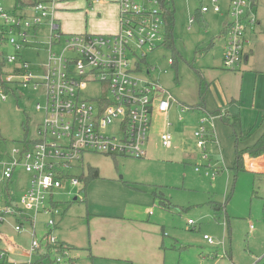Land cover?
<instances>
[{
	"label": "rangeland",
	"instance_id": "1",
	"mask_svg": "<svg viewBox=\"0 0 264 264\" xmlns=\"http://www.w3.org/2000/svg\"><path fill=\"white\" fill-rule=\"evenodd\" d=\"M2 3L9 9L15 0ZM218 4L225 9L228 0ZM172 6L174 44H161L149 51L141 75L157 80L177 99L178 104L173 103L168 112L169 129L175 135L173 146H163L155 133L147 143L146 157L85 154L84 171H71L78 177L84 175L85 182L66 185L53 195L55 209L64 215L54 234L58 240L76 245L71 249L73 264H256L264 255L263 188L256 173L241 170L235 174L232 168L236 134L245 135L238 144L245 149L264 132V33L252 38L254 52L249 63L229 69L222 64L225 16L215 12L214 0H172ZM203 7L208 9L202 13L206 28L196 18ZM114 10L94 7L89 16ZM258 17L263 29L264 0H259ZM58 21L64 28L65 19ZM86 30L92 33L90 26ZM39 36L47 38V29ZM213 41L217 42L211 46ZM46 45L38 43L21 51L35 72H41L47 60ZM3 49L12 51L6 43ZM148 66L154 67L150 73ZM202 80L207 86L204 100L199 93ZM6 93V100L0 94V210L5 206L7 186L2 180L3 164L13 148L22 149L24 142L37 139L44 112L36 104L46 101L45 89L36 90L32 85H18ZM181 102L204 107L186 106L179 113ZM200 125L211 130L204 150L195 136ZM163 127L160 118L156 131ZM92 169L99 170L98 178H90ZM28 185L27 173L18 168L9 182L14 202L20 201ZM83 187L84 201L77 197ZM214 202L226 203V208L216 211ZM25 210L36 217L35 228L26 222L17 231L13 217L0 219V249L7 250L15 263L28 261L33 239L42 241L49 232L47 214L35 216L33 208ZM204 234L213 238L214 245ZM39 251L32 260L35 264L42 260L39 253L41 257L52 255L45 242ZM44 263L50 264V260L44 258Z\"/></svg>",
	"mask_w": 264,
	"mask_h": 264
},
{
	"label": "built area",
	"instance_id": "2",
	"mask_svg": "<svg viewBox=\"0 0 264 264\" xmlns=\"http://www.w3.org/2000/svg\"><path fill=\"white\" fill-rule=\"evenodd\" d=\"M214 1V10L219 12L220 6ZM254 3L255 0L230 2L231 21L223 58L226 68L237 69L244 60L247 24L257 21ZM118 4L117 32L63 33L55 14L57 0H35L29 7L31 11L26 7L25 12L18 3L15 8L19 12L9 11L0 0L1 98L6 100V92L18 89V85H32L36 90L44 88L46 96L45 103L36 104V108L44 112L39 136L24 142L22 149L13 148L3 164V181L9 183L18 168L28 173L30 179L19 202L7 200L0 210V219L14 216L18 219L17 231L24 227V222L35 228L36 217L25 210L33 208L35 216L48 215L49 228L42 241L33 239L28 261L12 262L7 250L0 249V264H35L33 257L44 242L51 247L52 255L41 257L39 253L38 258L43 261L48 258L50 264L70 260V247L54 234L61 215L55 209L57 202L53 195L66 185L82 183L71 171L82 168L85 154L146 157L151 131L160 118L164 123L159 132L161 144L165 147L173 144L168 112L173 103H178L177 99L157 80H147L141 75L147 53L165 41L163 0H118ZM202 10L208 9L203 7ZM44 29H47L46 40L39 36ZM43 42L47 44V60L41 72H35L30 61L21 56V51ZM5 43L12 51L3 49ZM152 69L153 66H148L147 73ZM90 87L95 93L90 94ZM179 105L184 111L186 106ZM202 123L205 124V120ZM209 132L204 125L195 131L198 146L203 150ZM83 191L82 188L77 196L82 201L85 200ZM189 223L194 221L190 219ZM204 238L214 244L208 234ZM6 241L13 242L8 238Z\"/></svg>",
	"mask_w": 264,
	"mask_h": 264
},
{
	"label": "crops",
	"instance_id": "3",
	"mask_svg": "<svg viewBox=\"0 0 264 264\" xmlns=\"http://www.w3.org/2000/svg\"><path fill=\"white\" fill-rule=\"evenodd\" d=\"M216 1H217L216 3L219 2V0H216ZM168 2L170 4L169 6L173 7L172 6V0H169ZM230 2H231V0H228V4L226 5L225 9H222L219 12L215 11L216 13H219L223 17L225 16V22H224V25H223L224 31L227 29V27H228V25L230 24V21H231ZM17 3L20 4L22 8L26 9V7L29 8L32 5V0H15L14 6L12 8H9V9L6 8V9L9 10V11H12V12L20 11L19 9L15 8ZM109 4H111V5H109ZM57 6H58V9H57L55 14H56L57 22L60 25L61 30H62L63 33L88 32L86 29L89 26L91 28L92 33L107 34V33H115V32H117L119 30V4H118V0H111V1H109V0H57ZM106 6H110L111 9L115 8L114 12L113 13H109V14H104L103 16H99V17L97 16V13L96 14L92 13V14H90L91 16H89V10L90 9H92L94 7H97L98 10H101L103 7H106ZM84 7H86V9ZM258 9H259V0H255V3H254V14L257 17V21L255 23L249 22L247 24L246 37H247L248 42L246 43V52H245V55H244V60H243L242 64L238 67L239 69L242 68L243 66H246L249 63L251 54L254 52L253 46L251 44L252 38L253 37H257L258 35L264 33V27H263V29L259 28L261 22H260V19L258 17ZM28 11H31L30 8L28 9ZM199 12L196 13V18L200 22V26L206 28L207 26H206V24H205V22L203 20V17H202V13H204L205 11H203L201 9V10H199ZM100 13L101 12L98 11L99 15H101ZM60 18L61 19L62 18L65 19L64 28H62V23L59 22L60 20L58 21V19H60ZM193 21H194V17H192L190 19V23H192ZM89 33H91V32H89ZM221 37L224 38L225 48H226V44H227L226 33L223 32ZM216 42L217 41H213L211 46L215 45ZM224 54H225V51L222 54V64H223ZM200 86H201V83H200ZM199 93H200V90H199ZM200 97H201V95H200ZM180 104H183V105L187 106V104L185 102L184 103L181 102ZM177 108H178V112L180 113L179 110H181V107L178 105ZM178 117H179V120L181 121L180 116H178ZM158 120L159 119H157L155 121V123H154V127H153V129L151 131L149 141L151 140L152 136L155 135V133H157L158 138L160 140L159 132L164 127L161 128V129H158V131H156V124H157ZM173 137H174L173 138V143H174V139H175L174 133H173ZM172 146H173V144H172ZM80 170H82V172L84 171L83 170V166H82V168H80ZM243 170H246L248 172H254V173L257 174L258 180L260 181V184H261L260 187L263 188L262 192L264 194V153L259 155V156H250L249 154H246L245 158H244V161H243ZM27 175H28V180H29L30 176H29L28 173H27ZM82 182H83V180H82ZM83 189H85V188L83 187ZM4 197H5V203L7 202V200L9 198L13 199L12 195H11V190H10V187H9V183H7V186L5 188ZM85 199H86V195H85ZM11 217H13V219H15V224H14V227H15L16 222L18 221V219H16L14 216H11ZM63 217H64V215L59 217L61 219H58L57 226H59L61 224V222L63 221ZM113 217H115V218L118 217L119 218L120 216H113ZM188 223H189V221H188ZM25 224H26V222H24V226H25ZM3 236H5V235H3ZM6 238H8V237H6ZM8 239H13V238H8ZM62 242L66 243L67 245H70L71 247H73L72 250H74L76 248L75 244H73V243H71V242H69L67 240H63ZM210 245H214V244H210ZM263 257H264V255L262 256V258ZM262 258H259L257 260L260 264H261V259ZM257 261H256V264H258ZM68 263H72V264L74 263V260L72 259V257L65 264H68Z\"/></svg>",
	"mask_w": 264,
	"mask_h": 264
},
{
	"label": "trees",
	"instance_id": "4",
	"mask_svg": "<svg viewBox=\"0 0 264 264\" xmlns=\"http://www.w3.org/2000/svg\"><path fill=\"white\" fill-rule=\"evenodd\" d=\"M169 0H163V4L162 7H164L165 10V19H166V37H165V41L163 42V44H166L168 47L173 46L174 44V21H175V10L174 7L169 6ZM225 33H227V29L224 31ZM207 90V86L204 80L201 81V86H200V95L201 98L204 100V95L205 92ZM203 104V101H202ZM202 104L199 105H187L188 107H195L198 106L197 108H201L203 107ZM201 106V107H200ZM245 138V135H238L236 134V159L235 162L233 164V170L236 174H238V172L240 170H243V161L245 158L246 154H249L250 156H259L261 154L264 153V132L263 134L258 138V140L255 142V144L252 147H248L245 149H240L238 144L241 140H243ZM100 176V172L98 169H92L90 172V178L91 179H95L98 178ZM84 182H85V176L83 175L82 177H80ZM215 205L216 207V211H222L226 208V203H221V202H214L213 205ZM194 224V223H193ZM192 225V224H191ZM70 247V249H72V247L70 245H68ZM40 262V263H37ZM36 264H45L44 261H37ZM5 264H13V263H5ZM261 264H264V257L261 259Z\"/></svg>",
	"mask_w": 264,
	"mask_h": 264
}]
</instances>
